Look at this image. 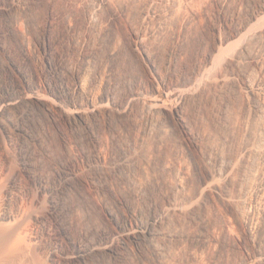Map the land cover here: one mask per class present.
Here are the masks:
<instances>
[{
  "label": "rangeland",
  "instance_id": "obj_1",
  "mask_svg": "<svg viewBox=\"0 0 264 264\" xmlns=\"http://www.w3.org/2000/svg\"><path fill=\"white\" fill-rule=\"evenodd\" d=\"M92 1L22 0L0 22L18 21L19 33L36 55L30 70H41L39 40L52 19L55 58L67 54L82 69L83 57L93 55L85 77L93 97L109 92L120 98L138 88L167 92L204 65L219 39L225 43L205 85L184 106L190 133L170 116L146 113L136 100L131 115L113 112L107 122L100 116L96 123L104 171L89 161L91 146L79 130L64 124L67 141L58 135L44 138L46 152L34 160L36 173L54 180L69 149L77 154L79 175L88 181L62 197L70 236L99 229L119 232L107 217L108 208L120 220L132 209L138 222L163 211L157 241L127 239L125 258L97 253L90 264H264V160L244 151L259 133L264 136V0H192L188 13L165 18L160 31L146 36L154 66L137 44L149 0H106L90 25ZM153 24L150 20L148 26ZM246 25L262 27L241 45L237 33ZM142 30L150 29L146 32L143 25ZM22 39L18 33L5 39L14 55ZM111 50L117 51L112 57ZM12 114L15 121L18 113ZM35 121L47 124L40 115ZM38 132L43 136L42 129ZM23 145L21 136L0 133V206L15 214L0 220V264H74L67 257L72 247L58 237L52 198L22 173ZM123 149L132 161L123 172H112ZM175 202H183L185 209L175 211Z\"/></svg>",
  "mask_w": 264,
  "mask_h": 264
},
{
  "label": "bare ground",
  "instance_id": "obj_2",
  "mask_svg": "<svg viewBox=\"0 0 264 264\" xmlns=\"http://www.w3.org/2000/svg\"><path fill=\"white\" fill-rule=\"evenodd\" d=\"M105 1H92L88 13L90 25L96 23L97 12ZM191 1H148L147 10L142 17L143 24L141 32L138 33L137 44L142 47L145 58L153 66L155 64L152 53L144 43L146 36L160 31L165 18L181 15L185 11L188 13L191 8L189 7ZM21 6L22 0H0V17L10 15ZM150 20L154 22L152 27L148 26ZM17 23L16 20L11 21L8 19L0 22V52L3 55L0 62V71L3 74V78L0 79V133L12 132L24 138L22 173H26L36 183L41 192L49 194L52 198L51 213L58 227V237L65 240L72 247V252L67 257L74 264H90V259L97 253L107 255L113 259L125 258L128 250L127 239L136 244H141L147 240L154 243L163 234L160 230L165 214L163 211H157L145 222H138L132 209H130L128 216L120 220L113 208H108L107 217L110 221L116 223L119 232L99 229L94 230L96 236H93L95 233L92 234V230H87L82 231L79 238L73 239L70 236L69 209H66L63 205L62 197L72 187L84 185L88 182L79 175L76 166L77 154L67 149V159L61 161L59 167L55 169L54 180L45 174L36 173L34 160L41 152H46L44 146L46 139L50 140L58 135L62 136L65 141L68 140V131L66 126L64 127L65 124L71 129L79 130L91 146L90 150L86 152L89 161L96 162L98 169L104 171L99 150L101 140L96 129V123L100 120V116H103L107 122L113 112L119 116L131 115L136 100L143 104L146 113L170 116L181 129L190 133L184 114V106L187 100L196 97L205 85L214 60L223 50L225 40L219 39L204 65L185 84L177 85L171 90L168 88L167 92L158 88H155L152 92L138 88L130 90L120 98L109 92L93 97L89 93L87 80L85 79V77H88L87 74L91 73L88 72V69L93 61V55L83 57V64L86 66L83 65L84 69L75 68L67 54L61 53L58 58H55L53 51L57 40L55 41L51 36L50 31L53 21L49 19L43 27L39 40L42 52L40 61L43 64V69L30 70V64L35 61L36 55L27 38L19 33ZM143 25L146 32L147 29H150L147 33H143ZM260 27L262 26L252 27L246 25L239 29L237 34L240 36V44L245 45ZM73 29V25L69 22L67 30L71 32ZM15 33L24 38L19 42L18 55H14L8 49L5 41L8 36ZM116 52V50H111L109 52L110 57L114 56ZM250 86L255 88L256 82L250 81ZM171 98L176 100L173 105L168 103V99ZM14 111L18 113L15 121L12 117ZM37 115L43 116L48 125L45 122H37L36 125L35 118ZM39 129H42L44 137L38 132ZM259 134V139L247 145L244 151L256 158L262 157L264 160V136L262 133ZM131 161L129 152L123 149V155L119 157L118 161L114 162V165L111 164L113 167V169L111 168L112 172H121ZM16 181H14V184ZM176 186L177 188L182 186L180 179L176 181ZM184 205L183 202H175L172 208L175 211L183 210L186 207ZM14 216L15 214L5 206H0V220ZM165 234L169 237L174 236L171 233ZM156 246L157 249L158 247L161 248L159 241Z\"/></svg>",
  "mask_w": 264,
  "mask_h": 264
}]
</instances>
